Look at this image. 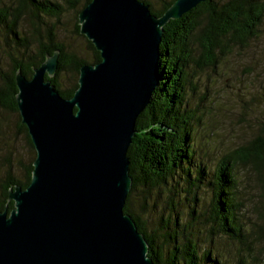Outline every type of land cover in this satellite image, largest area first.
<instances>
[{
	"label": "water",
	"instance_id": "95a60500",
	"mask_svg": "<svg viewBox=\"0 0 264 264\" xmlns=\"http://www.w3.org/2000/svg\"><path fill=\"white\" fill-rule=\"evenodd\" d=\"M174 0L157 16L142 0H90L79 33L100 60L79 67L63 97L46 77L58 50L30 78L15 73V100L35 150L29 184L8 191L0 210V264H155L124 212L132 186L127 150L138 115L159 82L163 27L198 3Z\"/></svg>",
	"mask_w": 264,
	"mask_h": 264
},
{
	"label": "trees",
	"instance_id": "16d2710c",
	"mask_svg": "<svg viewBox=\"0 0 264 264\" xmlns=\"http://www.w3.org/2000/svg\"><path fill=\"white\" fill-rule=\"evenodd\" d=\"M89 1L83 0L74 11L73 31L83 39L84 49L70 48L56 40L55 27L66 10L57 0H18L13 7H0V27L6 30L3 42L15 53L10 54L8 69L0 65V117L6 112L15 114L16 127L23 133L31 152L19 176L11 167L10 156L4 157L2 164L6 170L0 177V210L13 207V201L7 199L10 188L14 185L24 188L29 184L35 157L33 144L25 124L20 121L16 105L15 73L21 69L23 75L30 78L32 67L39 66L46 54L58 50L57 71L53 77L46 78L60 95L71 97L78 85L79 67L100 60L99 51L79 33L77 15ZM142 1L159 16L174 0H154L157 6L153 0ZM65 3L71 7L77 5L75 0H65ZM263 13L264 0H207L178 19H171L163 27L159 44V82L149 104L136 119L135 134L127 150L132 186L124 205V212L134 219L147 240V255L155 264H220L216 256L212 257L210 247L199 253L197 240L190 231L187 235L183 233L176 212L174 217L171 212L164 217L161 215L158 225L146 230L141 214L149 211L148 200L153 191L164 189L169 181H173L166 188L169 194L165 197V204L169 210L175 211L174 197L183 192L185 199L192 201L190 208L194 221L198 219L199 223L210 224V238L228 235L235 243L243 245L240 263L244 257L252 258L256 252L257 256L264 252L263 222H257L251 232L242 227L239 180L235 175L238 165L248 167V174L255 179L259 196L264 199V116L261 121H255L259 125L254 136L223 154L207 179L201 159L195 155L193 138L196 125L199 122L201 125L202 119H195L194 113L184 104L185 70L194 49H199V56L205 58V62L215 64L214 50L225 49L230 42L242 45L246 39L255 36ZM22 20H27L33 29L30 36L20 28ZM203 184L209 187L206 204L202 202V194L198 193ZM261 207L255 210L259 212L258 216H264V206Z\"/></svg>",
	"mask_w": 264,
	"mask_h": 264
},
{
	"label": "rangeland",
	"instance_id": "374dc122",
	"mask_svg": "<svg viewBox=\"0 0 264 264\" xmlns=\"http://www.w3.org/2000/svg\"><path fill=\"white\" fill-rule=\"evenodd\" d=\"M57 1L63 4L66 10L55 27L56 40L70 48L84 49L83 39L73 31L74 11L80 7L83 0H75L77 1L75 7L65 3V0ZM17 2L18 0H0V7H13L17 5ZM152 3L155 6L158 5L154 0ZM20 28L25 31L27 36L33 32L27 20L20 22ZM5 31L0 27V65L6 70L10 65V54L14 55L15 53L11 52L3 42ZM3 49L11 53H7ZM194 50L185 70L187 76L184 104L188 110L194 113L195 119H202V124L200 125L199 122L196 125L197 129L194 131L193 138L197 152L195 155L201 159L202 166L207 173L205 178L208 179L220 157L254 136L258 128L257 125H259L255 121L263 119L264 13L257 26L255 36L246 39L242 45L230 42L225 49L214 50L215 64L205 62V58L199 56V49ZM63 81L66 83L65 80ZM246 121L251 123L247 124ZM16 122L14 113L6 112L0 117V127L3 130L0 132V177L6 170L5 164H2L5 156H10L11 167L14 169V173L19 176L22 173L23 165L31 155L23 133L16 127ZM248 171V167L238 165L235 175L239 180L242 227L247 232H251L257 222L260 224L263 222L264 229V216H258L259 212L255 211L257 207L262 209L264 199L259 196L256 181L248 174ZM204 182L206 183V181ZM172 183L173 181H169L164 189L160 191L155 189L152 197L149 195V211L146 214H141L145 220L146 230L150 231L156 227L161 215L164 217L168 212H171L174 217L176 212L183 233L187 235V231H190L197 240L199 253H203L210 247L212 257L216 256L220 264H264V252L259 256L256 252L252 258L244 257L240 263L239 255L243 252V245H238L228 235H217L210 238L208 235L210 224H204L203 221L199 223L198 219L194 221L195 218L191 214L190 208L192 201L185 199L183 192L174 197L176 199L173 208L175 211L169 210L165 204V197L169 194L166 188H169ZM198 193L202 194V202L206 204L209 199V187L203 184L202 188L198 189ZM137 197L136 195L135 199ZM154 203L155 207H152ZM196 205L199 207L200 203Z\"/></svg>",
	"mask_w": 264,
	"mask_h": 264
}]
</instances>
